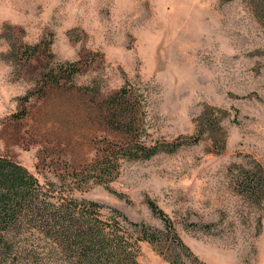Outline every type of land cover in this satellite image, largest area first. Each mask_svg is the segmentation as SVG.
<instances>
[{
    "label": "rangeland",
    "instance_id": "374dc122",
    "mask_svg": "<svg viewBox=\"0 0 264 264\" xmlns=\"http://www.w3.org/2000/svg\"><path fill=\"white\" fill-rule=\"evenodd\" d=\"M252 1L0 0V155L56 185L87 167L74 197L165 232L154 200L188 250L141 242L140 264H264V185L244 187L264 180V18ZM67 62L73 80L46 87L45 68ZM128 82L147 99L142 139L184 144L122 158L109 190L100 157L130 136L105 98ZM25 247L36 253L23 264H53L42 241Z\"/></svg>",
    "mask_w": 264,
    "mask_h": 264
},
{
    "label": "trees",
    "instance_id": "16d2710c",
    "mask_svg": "<svg viewBox=\"0 0 264 264\" xmlns=\"http://www.w3.org/2000/svg\"><path fill=\"white\" fill-rule=\"evenodd\" d=\"M252 2L264 18V0ZM35 49L30 54H35ZM48 54L46 58L53 62L52 53L48 51ZM45 70L42 79L49 87L71 82L79 68L75 62H67L54 63ZM127 84L105 98L109 120L119 126L121 133L130 136V143L121 148V154L109 149L100 157L98 182L109 190H112L110 180L122 158L149 159L166 146L172 151L184 144L176 141L180 136L170 145H148L142 139L137 131L146 110V95L135 85ZM211 132L215 139L217 135ZM87 170L86 167L76 171L73 179L61 176L59 185L42 183L20 163L0 155V264H23L24 259L35 254L32 247H25L31 237L43 242L45 247H41L38 255L48 256L53 264H140L141 242L169 243L176 246L172 247L174 251L188 250L154 200L147 199L148 207L163 220L165 232L131 221L118 209L74 197V193L81 192L91 182L84 175ZM245 180V189L253 194L257 186L264 185L263 178L248 175Z\"/></svg>",
    "mask_w": 264,
    "mask_h": 264
}]
</instances>
